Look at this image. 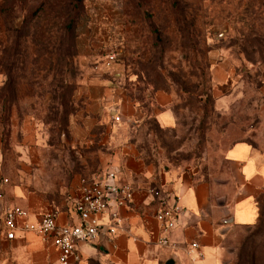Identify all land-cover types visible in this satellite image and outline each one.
I'll return each mask as SVG.
<instances>
[{
    "label": "rangeland",
    "instance_id": "obj_1",
    "mask_svg": "<svg viewBox=\"0 0 264 264\" xmlns=\"http://www.w3.org/2000/svg\"><path fill=\"white\" fill-rule=\"evenodd\" d=\"M101 62L121 90L115 101L133 103L139 118L97 126L72 149L76 92ZM159 91L170 96L174 127L155 118ZM236 140L264 152V0H0V162L11 179H24L28 158H72L105 172L122 167L128 146L150 179L231 178L236 187L226 159ZM256 199L253 223H221L223 264H264V178Z\"/></svg>",
    "mask_w": 264,
    "mask_h": 264
},
{
    "label": "crops",
    "instance_id": "obj_2",
    "mask_svg": "<svg viewBox=\"0 0 264 264\" xmlns=\"http://www.w3.org/2000/svg\"><path fill=\"white\" fill-rule=\"evenodd\" d=\"M112 23L116 28L117 21ZM108 64H97V72L83 77L79 84L77 107L67 127L66 145L72 149L89 141L95 127H103L106 132L123 116H137L133 103L115 101L122 93L106 74ZM156 97L162 106L155 113L156 120L162 127H174L176 116L171 108L164 106L170 100L169 94L159 91ZM114 111L120 114L115 117ZM27 142L32 150L39 149L30 140ZM121 152L122 167H118V175H123L120 179L127 178L133 187V199L127 204L113 206L119 214L120 225L112 239L108 240L103 231L92 241L80 242L78 258L72 259L70 264H165L171 254L175 259L172 264H223L228 257V247L225 242L227 228L221 223L230 221L235 226H243L257 218L256 194L259 181L264 178V152L247 140L233 141L227 147L226 159L240 177L236 187L231 178L197 182L181 178L170 184L164 177L150 179L149 170L128 146H123ZM33 161L26 159L24 179L6 176L0 162V178H7L0 188V210L8 205H20L27 210L26 219L20 221L13 238H6L0 226V264H59L58 248L51 239L21 223L33 222L40 214L53 209L57 212V224L76 220L73 203L81 194V186L100 173L92 172L83 161L72 158L53 159L48 163L41 159ZM148 181L162 183L174 191L182 207L169 233L170 244L166 246L156 242L160 221L154 215L156 204L152 194L145 188ZM102 220H107V216ZM191 242L199 244L202 255H197Z\"/></svg>",
    "mask_w": 264,
    "mask_h": 264
},
{
    "label": "built area",
    "instance_id": "obj_3",
    "mask_svg": "<svg viewBox=\"0 0 264 264\" xmlns=\"http://www.w3.org/2000/svg\"><path fill=\"white\" fill-rule=\"evenodd\" d=\"M116 58L115 52L108 53V59ZM7 178H0V188ZM155 201L154 215L160 221V232L156 242L161 246L170 244L169 233L175 226L176 219L182 207L178 204V195L156 183L149 189ZM133 199V187L126 179L118 178V167L114 166L105 172L95 174L81 186V194L73 203L76 220L65 224L56 223V210L40 214L33 222L23 221V227L31 228L43 235L58 248L59 264H70L72 259L78 258L77 246L80 242H89L98 238L103 231L107 239L111 240L115 230L120 225L119 214L114 205L127 204ZM27 210L20 205L4 206L0 210V226L4 229L6 238H13L15 229L20 221L26 219ZM107 216L103 221L102 217ZM197 249L199 244L191 242Z\"/></svg>",
    "mask_w": 264,
    "mask_h": 264
},
{
    "label": "water",
    "instance_id": "obj_4",
    "mask_svg": "<svg viewBox=\"0 0 264 264\" xmlns=\"http://www.w3.org/2000/svg\"><path fill=\"white\" fill-rule=\"evenodd\" d=\"M175 259L174 256L171 254L170 256H168V258L165 260V264H172L174 263Z\"/></svg>",
    "mask_w": 264,
    "mask_h": 264
}]
</instances>
